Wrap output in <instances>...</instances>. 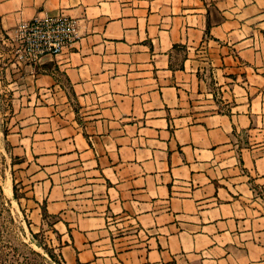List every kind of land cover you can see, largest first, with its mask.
Returning <instances> with one entry per match:
<instances>
[{
    "label": "crops",
    "instance_id": "1",
    "mask_svg": "<svg viewBox=\"0 0 264 264\" xmlns=\"http://www.w3.org/2000/svg\"><path fill=\"white\" fill-rule=\"evenodd\" d=\"M46 14L78 37L23 69L0 182L33 231L64 264H264V0H0Z\"/></svg>",
    "mask_w": 264,
    "mask_h": 264
},
{
    "label": "rangeland",
    "instance_id": "2",
    "mask_svg": "<svg viewBox=\"0 0 264 264\" xmlns=\"http://www.w3.org/2000/svg\"><path fill=\"white\" fill-rule=\"evenodd\" d=\"M20 43L17 31L0 27V182L10 173L11 160L4 134L8 131L12 94L23 69L38 65L21 55ZM20 193L17 186V194ZM27 214L16 201L11 202L3 196L0 185V264H64L53 244L52 232L48 231L49 228H35L37 231H33Z\"/></svg>",
    "mask_w": 264,
    "mask_h": 264
},
{
    "label": "built area",
    "instance_id": "3",
    "mask_svg": "<svg viewBox=\"0 0 264 264\" xmlns=\"http://www.w3.org/2000/svg\"><path fill=\"white\" fill-rule=\"evenodd\" d=\"M22 56L42 63L46 56L56 57L72 48L78 37L77 20L64 14H46L23 21L16 30Z\"/></svg>",
    "mask_w": 264,
    "mask_h": 264
},
{
    "label": "trees",
    "instance_id": "4",
    "mask_svg": "<svg viewBox=\"0 0 264 264\" xmlns=\"http://www.w3.org/2000/svg\"><path fill=\"white\" fill-rule=\"evenodd\" d=\"M15 189H16V186H15ZM33 232V231H32ZM34 233V232H33ZM36 234V233H35ZM47 250H48V252H49V254L51 255V256H53V257H55V254H54V252L51 250V249H49V248H47Z\"/></svg>",
    "mask_w": 264,
    "mask_h": 264
},
{
    "label": "bare ground",
    "instance_id": "5",
    "mask_svg": "<svg viewBox=\"0 0 264 264\" xmlns=\"http://www.w3.org/2000/svg\"><path fill=\"white\" fill-rule=\"evenodd\" d=\"M8 181H9V180H8ZM9 182H10V181H9ZM9 182H8V183H9ZM2 185H3V184H2ZM4 186H5V185H4ZM10 189H11V188H10ZM9 191H10V190H9ZM7 192H8V191H7Z\"/></svg>",
    "mask_w": 264,
    "mask_h": 264
}]
</instances>
